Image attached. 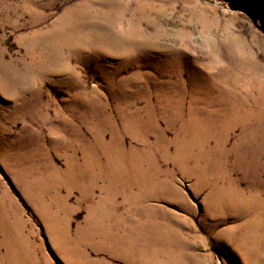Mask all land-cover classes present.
Returning a JSON list of instances; mask_svg holds the SVG:
<instances>
[{
    "label": "rangeland",
    "instance_id": "1",
    "mask_svg": "<svg viewBox=\"0 0 264 264\" xmlns=\"http://www.w3.org/2000/svg\"><path fill=\"white\" fill-rule=\"evenodd\" d=\"M0 264H264V0H0Z\"/></svg>",
    "mask_w": 264,
    "mask_h": 264
},
{
    "label": "bare ground",
    "instance_id": "2",
    "mask_svg": "<svg viewBox=\"0 0 264 264\" xmlns=\"http://www.w3.org/2000/svg\"><path fill=\"white\" fill-rule=\"evenodd\" d=\"M165 192L167 193L168 192V188L165 190ZM145 223L146 222H143V223H141L140 225H139V228L140 229H142V230H147L148 229V227H149V225L148 226H145ZM148 224V223H147Z\"/></svg>",
    "mask_w": 264,
    "mask_h": 264
}]
</instances>
